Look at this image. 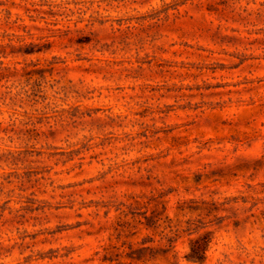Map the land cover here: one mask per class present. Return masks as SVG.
Here are the masks:
<instances>
[{"label": "rangeland", "instance_id": "1", "mask_svg": "<svg viewBox=\"0 0 264 264\" xmlns=\"http://www.w3.org/2000/svg\"><path fill=\"white\" fill-rule=\"evenodd\" d=\"M0 264H264V0H0Z\"/></svg>", "mask_w": 264, "mask_h": 264}, {"label": "trees", "instance_id": "2", "mask_svg": "<svg viewBox=\"0 0 264 264\" xmlns=\"http://www.w3.org/2000/svg\"><path fill=\"white\" fill-rule=\"evenodd\" d=\"M210 240L207 239L204 242H200V240L195 241L192 244V251L189 255V260L193 262L204 263L206 260V252L209 245Z\"/></svg>", "mask_w": 264, "mask_h": 264}]
</instances>
